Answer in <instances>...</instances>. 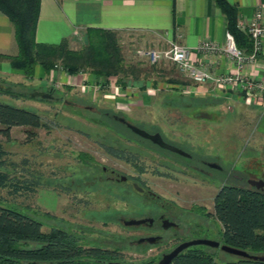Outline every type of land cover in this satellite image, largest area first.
Segmentation results:
<instances>
[{
    "label": "rangeland",
    "instance_id": "374dc122",
    "mask_svg": "<svg viewBox=\"0 0 264 264\" xmlns=\"http://www.w3.org/2000/svg\"><path fill=\"white\" fill-rule=\"evenodd\" d=\"M78 36L73 43L76 48L83 41L82 35ZM119 37L123 53L133 61L148 62L138 50L162 51L170 46L153 43L142 32H121ZM159 62L167 68L173 67L171 71L175 72L176 65L171 60L160 59ZM158 76L150 77L160 81L158 92L150 89L148 95L139 94L131 99V104L124 109L114 108V112L146 132H159L193 156L217 162L224 168L217 178L201 183L197 172L186 165L192 162L189 158L143 141L122 124L111 122L113 118L101 111L106 107L90 101L88 93L59 87L55 82L38 88L34 83L27 85L22 77L7 75L6 82V79L0 81V89L16 92L20 98L0 94V101L36 111L47 127L17 126L11 129L9 138L0 135V144L8 152L4 169L11 176L33 183L35 188L33 192L16 196L2 190L1 195L39 219L44 231L64 227L84 243L118 249L126 262L138 263L152 258L157 264L162 255L177 244L176 239L137 243L143 233L135 227L124 226L117 217L121 215L125 220L137 217L139 215L132 216L133 213L148 211L151 202L125 188L123 182H109L102 167L116 168L126 176L143 171L138 175L139 181L162 199H172L184 210L189 209L191 203L202 205L207 214L201 212L194 220L198 226L208 227L217 234L190 232L180 239H219L222 227L213 216L214 196L226 171L234 170L233 173L238 174V180L229 178L228 181H236L240 187L250 188L248 179L264 180V141L256 135V121L240 113L239 105L213 96H192L179 89L172 92ZM176 77L184 81L182 84L186 87L194 85L183 74L181 78ZM55 84L58 86H53ZM242 96L246 100L245 95ZM99 141L103 147H97ZM105 146L129 150L136 155V162L105 155L102 152ZM179 170H184L185 175ZM183 218L185 223L192 219ZM208 250L214 253L218 264L238 262L239 257L221 249Z\"/></svg>",
    "mask_w": 264,
    "mask_h": 264
},
{
    "label": "trees",
    "instance_id": "16d2710c",
    "mask_svg": "<svg viewBox=\"0 0 264 264\" xmlns=\"http://www.w3.org/2000/svg\"><path fill=\"white\" fill-rule=\"evenodd\" d=\"M214 2L225 17L226 30L233 34L236 46L244 54H250L253 43L249 34L237 26L236 6L228 0ZM0 11L12 24L17 46L16 54L0 52V59L8 60L11 68L21 70L28 79L34 77V67L40 65L45 73L58 67L70 75L90 72L95 78H105L102 84L105 86L109 77H115V83L122 88L134 85L144 90L152 74L159 75L158 78L165 82L185 83L181 79L165 78L173 67L167 68L159 61L129 60L123 53L118 31L86 28L77 48L70 45L68 38L58 43L36 41L40 0H0ZM151 81L156 85L155 78ZM0 94L20 98V94L11 90L0 89ZM101 111L113 119L121 117L113 110ZM17 126L45 128L47 124L36 111L0 101V135L9 138L11 129ZM29 133L33 134L32 131ZM105 150L130 163L136 162V155L129 150L112 146H105ZM7 155L0 144V264H156L152 258L138 263L126 262L118 249L84 243L64 227L44 231L39 219L1 195L2 190L12 196L35 191L33 183L11 176L4 169ZM213 216L221 224L220 241L223 244L251 254H264V191L224 185L214 196ZM208 249L203 245L188 247L172 264H218L214 253ZM242 263L264 264V261L239 258L237 264Z\"/></svg>",
    "mask_w": 264,
    "mask_h": 264
},
{
    "label": "crops",
    "instance_id": "0c3cea01",
    "mask_svg": "<svg viewBox=\"0 0 264 264\" xmlns=\"http://www.w3.org/2000/svg\"><path fill=\"white\" fill-rule=\"evenodd\" d=\"M228 1L236 6L240 19L250 20L258 10L264 16V0ZM86 28L114 30L119 32V36L121 32H142L153 43L168 46L177 42L191 48L192 61L214 74H227L234 70L233 62L224 53L211 54L195 50L202 41L215 42L220 46L225 43L226 20L214 0H40L36 41L58 43L63 38H68L70 45L74 47L73 43L80 37L78 34L83 39ZM0 52L11 55L17 53L12 24L1 11ZM175 70L178 75H175ZM175 70L165 78H181L182 74H179L176 66ZM242 72L255 80L264 79V52L257 55L255 60L247 62ZM7 75L22 77L28 83L24 84L34 83L42 88L49 82H55L60 84L59 87L79 89L89 94L90 101L95 100L106 107L104 109L113 111L114 108L122 109L131 104V99L139 94L148 95L151 93L150 89L157 92L160 89V81L156 85L148 81L146 88L141 90L134 85L122 88L115 83V77H109L105 86L102 85L105 78H95L90 72L70 75L58 67L45 73L40 65L34 67V77L26 79L21 70L11 68L8 60L0 59V81L6 79V82ZM161 83L170 87L172 92L183 86L182 83ZM191 90L192 96H213L239 105L240 113L244 112L249 120L256 121V135L264 141V98L243 100V92L239 88L217 89L210 83L194 84Z\"/></svg>",
    "mask_w": 264,
    "mask_h": 264
},
{
    "label": "flooded vegetation",
    "instance_id": "af4514ba",
    "mask_svg": "<svg viewBox=\"0 0 264 264\" xmlns=\"http://www.w3.org/2000/svg\"><path fill=\"white\" fill-rule=\"evenodd\" d=\"M111 122H117L119 124H122L125 128L132 131L127 126V123L132 124V125H133V123H131L127 120H126V122H122L119 120L118 117H116L115 119L111 120ZM148 133L154 134V133H159V132L152 131V132H148ZM160 135L162 137V140L165 143H167L169 145H173L177 148H180L178 145L172 144L173 142L166 140L162 136V134H160ZM139 137L143 141L147 140L148 142H150L154 146L160 147L158 144L153 143L150 139H147V138H144L141 136H139ZM115 142H118V141L115 140ZM97 145H98L97 147H99V148L103 147L102 142H100V141L98 142ZM161 148H163V147H161ZM163 149H166V148H163ZM166 150H168V149H166ZM168 151H170V150H168ZM102 152L105 155H109V156H112L114 158H117L113 154L108 153L105 150V147L102 150ZM171 152H174V151H171ZM174 153L179 154L177 152H174ZM179 155H181V154H179ZM181 156H185L192 161L190 163L187 162L186 165H187V167H189V168H191L197 172V175L199 176L198 179L200 180L201 183L211 182V179L217 178L219 176L218 173L222 172L224 170V168L221 167L217 162L204 159L203 157H196V156L191 155L190 153H188V155H181ZM193 159H194V161H193ZM102 170H103V174L106 175L105 178L109 182H115V183L116 182L117 183L123 182L125 185V188L131 190L133 193L139 195L140 197H146L151 202V208H149L148 211L145 212L142 210H138V211H135L133 213L132 216L139 215L137 217H133V218H130L128 220L123 219V217L121 215L119 217H117V220L122 222V224L124 226L135 227L143 233L142 236L138 237L137 243H145V242L150 243V242L145 241V240L139 242L140 239L147 238V237H156V240L154 243L165 242V241H169L170 239H174V240L176 239L177 244L175 246H173V248H174L178 244H180L181 242L189 241V240L180 239L181 237L185 236L187 233L198 232V231L201 233H203V232L204 233L205 232L206 233H208V232L215 233L212 230H210L208 227L204 228V227L198 226L197 222L195 221L196 219L194 220V216L200 215L199 213H201V212L202 213L204 212V214H207L206 213L207 211L204 209V207L202 205L191 203V207L189 209L184 210L182 208L181 209L178 208V206L174 200H172L170 198H169L170 200L162 199L159 194L155 193L150 188H148L147 185H145L139 181L138 175H141L143 171H141L139 173L136 172V174L132 175V176H126V175L120 174L119 171L113 167L103 166ZM233 171H229V172L226 171V174L223 177L225 179L221 182L220 187H222L224 185L238 186L237 184H235L236 181H233V180L230 182L228 181L229 178L238 180V178H239L238 174L233 173ZM179 173L185 175L184 170L183 171L179 170ZM158 175H159V177L163 178V176H161L162 174L159 173ZM248 180H247V183H248ZM137 187H139L143 191L142 192L137 191L136 190ZM201 215H203V214H201ZM183 216L191 217L192 218L190 220L191 222L185 223ZM141 219H145V221L142 223L133 224V225H127L126 224V221L141 220ZM196 239H199V238H196ZM203 239H207V238H203ZM210 240L218 241L219 246L218 247H210L207 245H203V246H206L208 248L220 249V246L223 244L220 241V238L219 239H210ZM154 243H150V244H154ZM103 248H106V247H103Z\"/></svg>",
    "mask_w": 264,
    "mask_h": 264
},
{
    "label": "built area",
    "instance_id": "2783aa9c",
    "mask_svg": "<svg viewBox=\"0 0 264 264\" xmlns=\"http://www.w3.org/2000/svg\"><path fill=\"white\" fill-rule=\"evenodd\" d=\"M237 26L245 30L253 43V51L246 55L237 46L233 34L226 30L223 46L211 41H202L196 51L217 54L224 53L234 64V70L227 74H214L207 68L196 65L192 61L193 50L177 42L170 43L169 48L162 51L154 49L138 50L150 63L160 59L171 60L179 71L197 85L210 83L217 89H238L243 92L246 100L254 101L264 98V79L255 80L242 72L244 65L256 59L258 53L264 52V16L261 10L255 12L250 20L237 18ZM191 87L183 85L179 90L190 93Z\"/></svg>",
    "mask_w": 264,
    "mask_h": 264
},
{
    "label": "water",
    "instance_id": "95a60500",
    "mask_svg": "<svg viewBox=\"0 0 264 264\" xmlns=\"http://www.w3.org/2000/svg\"><path fill=\"white\" fill-rule=\"evenodd\" d=\"M120 121L122 122H126V119L123 117H118ZM127 126L137 135L150 139L153 143L158 144L160 147L166 148L170 151H174L177 152L181 155H188V153L184 152L182 149L177 148L173 145H169L167 143H165L162 140V137L159 133H154V134H150L148 132H146L145 130L134 126L132 124L127 123ZM248 184L257 189V190H262L264 191V180L262 179H249L248 180ZM137 191L142 192L143 190L140 189L139 187H137L136 189ZM145 219H141V220H129L126 221L127 225H133V224H138V223H142L144 222ZM166 222V221H165ZM148 241L150 243H154L156 240V237H147V238H143L140 239V241ZM194 245H207L210 247H218L219 243L218 241L215 240H210V239H203V238H199V239H193V240H189V241H184L181 242L180 244H178L176 247H174L172 250H170L167 253H164L162 255V257L158 260L157 264H172L173 260L175 259V257L182 252L184 249L190 247V246H194ZM220 249L226 253H229L231 255H235L241 259H245V260H262L264 261V254H251L246 250L240 249V248H236V247H232L226 244H222L220 246Z\"/></svg>",
    "mask_w": 264,
    "mask_h": 264
}]
</instances>
